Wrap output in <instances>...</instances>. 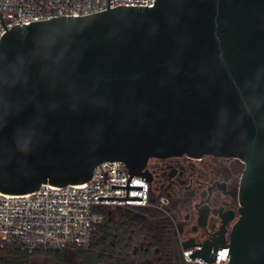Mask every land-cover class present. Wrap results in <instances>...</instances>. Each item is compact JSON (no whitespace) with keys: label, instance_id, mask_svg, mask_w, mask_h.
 Here are the masks:
<instances>
[{"label":"water","instance_id":"obj_1","mask_svg":"<svg viewBox=\"0 0 264 264\" xmlns=\"http://www.w3.org/2000/svg\"><path fill=\"white\" fill-rule=\"evenodd\" d=\"M19 24L0 39V192L89 182L104 162L130 178L150 159L236 158L229 245L190 255L264 264V0H155ZM121 210V209H120ZM192 245L188 246L189 248Z\"/></svg>","mask_w":264,"mask_h":264},{"label":"built area","instance_id":"obj_2","mask_svg":"<svg viewBox=\"0 0 264 264\" xmlns=\"http://www.w3.org/2000/svg\"><path fill=\"white\" fill-rule=\"evenodd\" d=\"M155 0H110L109 9L119 6L153 7ZM108 0H0V13L8 31L19 24L50 20L56 17H81L107 10ZM0 21V39L6 33ZM144 173V172H142ZM130 178L121 161L98 165L91 180L81 185L56 187L42 185L38 190L24 195L0 192V248L18 246L26 251L63 250L69 247L87 248L93 233L105 219L104 209H121L138 212L155 208L164 200H155L149 181L133 175L128 197L142 200L98 199L99 197H124ZM229 245V238L219 247ZM204 246L194 245L184 252L186 264H229L230 247L218 248L217 259L206 262L190 258Z\"/></svg>","mask_w":264,"mask_h":264},{"label":"flooded vegetation","instance_id":"obj_3","mask_svg":"<svg viewBox=\"0 0 264 264\" xmlns=\"http://www.w3.org/2000/svg\"><path fill=\"white\" fill-rule=\"evenodd\" d=\"M244 168L239 159L211 155L150 159L144 176L155 200L164 202L123 210L127 221L115 235V263L186 264L188 246L205 248L229 238L239 217Z\"/></svg>","mask_w":264,"mask_h":264},{"label":"trees","instance_id":"obj_4","mask_svg":"<svg viewBox=\"0 0 264 264\" xmlns=\"http://www.w3.org/2000/svg\"><path fill=\"white\" fill-rule=\"evenodd\" d=\"M103 212L105 219L93 233L89 247L30 252L18 246H4L0 248V264H116L113 258L117 243L115 235L121 231L120 222L127 221V217L121 214L114 220L110 218V209Z\"/></svg>","mask_w":264,"mask_h":264},{"label":"rangeland","instance_id":"obj_5","mask_svg":"<svg viewBox=\"0 0 264 264\" xmlns=\"http://www.w3.org/2000/svg\"><path fill=\"white\" fill-rule=\"evenodd\" d=\"M111 210V217L114 220H118L121 217V214H124L123 210L120 209H110Z\"/></svg>","mask_w":264,"mask_h":264}]
</instances>
